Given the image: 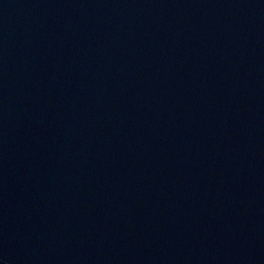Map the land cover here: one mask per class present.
I'll return each mask as SVG.
<instances>
[{
	"label": "water",
	"instance_id": "obj_1",
	"mask_svg": "<svg viewBox=\"0 0 264 264\" xmlns=\"http://www.w3.org/2000/svg\"><path fill=\"white\" fill-rule=\"evenodd\" d=\"M0 264H264V0H0Z\"/></svg>",
	"mask_w": 264,
	"mask_h": 264
}]
</instances>
